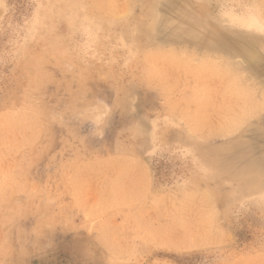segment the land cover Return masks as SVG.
Listing matches in <instances>:
<instances>
[{
	"label": "rangeland",
	"instance_id": "obj_1",
	"mask_svg": "<svg viewBox=\"0 0 264 264\" xmlns=\"http://www.w3.org/2000/svg\"><path fill=\"white\" fill-rule=\"evenodd\" d=\"M0 264H264V0H0Z\"/></svg>",
	"mask_w": 264,
	"mask_h": 264
},
{
	"label": "bare ground",
	"instance_id": "obj_2",
	"mask_svg": "<svg viewBox=\"0 0 264 264\" xmlns=\"http://www.w3.org/2000/svg\"><path fill=\"white\" fill-rule=\"evenodd\" d=\"M153 2H155V1H153ZM124 4V3H123ZM121 5V4H120ZM126 5V4H125ZM154 5H155V3H154ZM121 8V7H120ZM157 8V7H156ZM117 10H119V8L117 9ZM116 10V11H117ZM116 11H114V12H116ZM120 11V10H119ZM124 11H126V9L124 10ZM155 11H156V9H155ZM113 12V11H112ZM120 13V12H119ZM157 13V12H156ZM158 14V13H157ZM155 16H156V14H155ZM155 18V17H154ZM144 20V19H143ZM142 22V21H141ZM161 51V50H160ZM162 52V51H161ZM166 52V54H167V52L168 51H165ZM159 53V52H158ZM160 54V53H159ZM159 54H158V56H159ZM170 54V53H169ZM175 55V54H174ZM172 56V55H171ZM167 57H168V55H167ZM177 58V57H176ZM160 60H161V58H159ZM189 60V59H188ZM163 62V61H162ZM168 62V61H167ZM169 63V62H168ZM171 63V62H170ZM179 63V62H178ZM159 64V63H158ZM159 66V65H158ZM176 66V65H175ZM170 67V66H169ZM189 68H190V66H189ZM188 68V69H189ZM173 70H174V68H173ZM194 70V69H193Z\"/></svg>",
	"mask_w": 264,
	"mask_h": 264
}]
</instances>
